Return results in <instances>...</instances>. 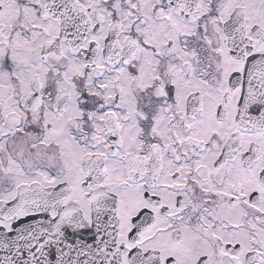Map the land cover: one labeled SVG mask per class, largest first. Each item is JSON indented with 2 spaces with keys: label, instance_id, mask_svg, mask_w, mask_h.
I'll return each mask as SVG.
<instances>
[{
  "label": "snow or ice",
  "instance_id": "obj_1",
  "mask_svg": "<svg viewBox=\"0 0 264 264\" xmlns=\"http://www.w3.org/2000/svg\"><path fill=\"white\" fill-rule=\"evenodd\" d=\"M0 264H264V0H0Z\"/></svg>",
  "mask_w": 264,
  "mask_h": 264
}]
</instances>
